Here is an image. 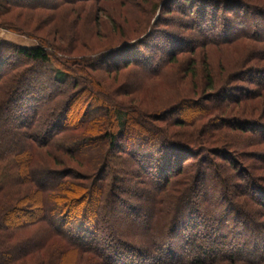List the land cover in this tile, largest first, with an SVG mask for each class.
<instances>
[{
	"label": "trees",
	"instance_id": "trees-1",
	"mask_svg": "<svg viewBox=\"0 0 264 264\" xmlns=\"http://www.w3.org/2000/svg\"><path fill=\"white\" fill-rule=\"evenodd\" d=\"M87 1L0 0V17L15 9H53L62 3ZM115 1L124 6V10L115 8L122 18L110 17L109 26L115 34L96 52L80 29L70 36L66 25H56L55 40L28 33L38 43L12 47L17 59L13 64L0 40V264H63L70 251L81 258L84 253L91 254L93 259L88 264H264V235L259 231L264 224L253 214L225 196L217 200V217L201 212L197 199L206 195L205 181L219 176L212 174L211 165H205L213 163L206 157L197 160L195 169L187 167V159L182 158L190 149L188 139L156 125L159 120L166 121L159 114L166 109L156 108L150 115V108L134 100L129 103L102 97L106 85L91 70L135 69L139 75L133 85H141L146 76L157 75L166 71V64L178 62L175 56L183 46L177 42L184 43L178 38L181 34L175 41L164 34L161 45L148 44L157 32L153 17L167 0H157L153 8L148 0ZM177 2L205 40L216 27L207 8L223 4L232 17L229 21L224 17L222 41L235 36L230 40H243L246 49L254 52L260 49L259 41L264 46V5H251L242 12L243 5L225 0ZM0 26L19 29L5 18H0ZM82 48L90 52L83 54ZM160 49L168 50V54L156 61ZM259 52L250 55L251 59L264 60ZM189 57L183 65L193 68L195 60ZM52 58L59 69L45 72ZM249 69L263 90L264 64L256 62ZM40 73H44L43 80L37 78ZM202 74L205 89L212 90L213 75L206 61ZM44 80L50 90L46 93ZM248 92L245 96L250 98ZM233 95L234 103L241 102L240 93ZM231 96L230 92L218 94L215 100L219 102L213 109L223 107L221 104ZM86 97L98 98L99 111L75 119L79 108L76 101ZM44 106L48 110L45 108L42 117ZM213 109L206 106L201 116L207 118ZM252 122L244 119L240 122L244 124L235 123L233 128L248 131ZM6 123H15L16 129H4ZM259 124L261 135L253 137L255 140L264 137V122ZM237 135L239 139L241 135ZM24 137L26 141L21 142ZM235 143L231 140L230 148ZM146 144L151 149L145 160L140 147ZM224 162L234 164L230 159ZM141 173L146 177L141 178ZM262 178L248 174L243 180L249 193L264 206ZM174 183L181 184V192L165 202L161 195L170 194ZM134 194L144 200L135 199ZM118 209L129 220L127 226L133 227L131 232L115 228L119 222L111 216ZM31 212L35 216L31 221L18 226L10 221L16 213L24 217ZM214 243H219V250Z\"/></svg>",
	"mask_w": 264,
	"mask_h": 264
},
{
	"label": "rangeland",
	"instance_id": "rangeland-1",
	"mask_svg": "<svg viewBox=\"0 0 264 264\" xmlns=\"http://www.w3.org/2000/svg\"><path fill=\"white\" fill-rule=\"evenodd\" d=\"M156 1L157 0H148V2L152 4V8ZM177 1L178 0H167L165 1L166 5L164 8H162V10H157V15L153 17V19L155 18V22L152 19L154 25H157V32L155 31L156 33H153L154 37L152 36V38L149 39L148 44L153 43L161 45V42L164 41L162 38L164 34L168 36V39L171 38V41L172 39L175 41V38L181 34L182 37L180 36L178 38L181 39V41L183 40L184 43L180 41L177 42L180 46H183V49L177 51L178 53H176L175 56L178 62L166 64V71H162L154 76H146L142 80L141 85L137 86L133 85L137 80V75H139L135 69L123 67L121 69L119 68L118 71H112L106 67H102L95 71H91L102 80L104 85H106V89L104 90L106 94L102 95L103 98L106 99L112 96L116 100L129 103L134 100L133 102L139 104L141 107L150 108L149 111L147 110L150 115L155 113L153 111L156 110V108L166 109L164 111L167 112L163 111L159 113L163 118H166V121L163 122L159 120L156 122V125L164 126L167 130L176 132L185 139H188L190 143H188L190 147L189 151L191 152H186L184 154L185 158H182V160L187 159V167L189 166L191 169H195L198 162L197 160L200 157H206L213 162L206 163L205 165H211L212 169L210 171L212 174H216L219 177L207 179L204 185L206 186V195L197 199V204L206 217H208V213L209 216H218L219 208L216 205V203H218L217 200H220L221 196L222 198L225 196L224 199H229L235 205L239 204L242 209L253 214L254 219H256L258 223L264 224V206L262 203L259 204V201L249 193L248 189L244 186L243 180V177H248V174L264 177V137H258V140L253 138L256 135H261L259 133L260 128L257 127H260L259 125L261 124L259 123L264 122V89L258 88L259 85L256 83L257 81H255L258 78H256V74H253L249 69L250 65L256 62L264 64V60L258 59L257 61L251 59V56L259 50V56H264L263 41H259L261 43L258 44L257 47H260V49L255 50V52L253 51L254 49H246L247 47L243 40H230L235 36H230L227 41H222L224 37L221 33V27L225 21L224 17L229 21L231 19L230 17H232V13H230L228 9H225L223 4H220L219 7L217 6L218 8L212 6L207 8L208 15L212 13L211 19L214 20L216 25L213 29V33L208 35V39H210L211 42L207 43L206 41L208 39L205 40L198 34L195 26L191 25V20H189L191 18L187 16L184 8L179 5ZM225 1H228V3L237 2L243 5L241 7L243 10L242 12H245L246 9L249 10L251 5L255 7L264 5V0ZM80 3L81 2H74V4L62 3L53 9L47 7L24 10L15 9L0 17L1 19L5 18L11 21L13 25L19 27V29H10L0 26V40L5 45L3 51L11 55V58H8L9 63L13 64L17 61L15 57L13 58L12 47L15 45L31 46L38 43L37 39L33 38L28 33H36L55 40L57 36L56 25H66L70 36L76 29H80L84 37H87V42L94 48V52L100 50L110 41L112 34H115L109 26L110 17L113 16L120 20L122 16L120 15L118 17L115 8L124 10V6L122 8L121 6L123 4L117 5L118 3L116 1L114 2V0H89L87 2H82L83 4ZM216 4H219V1H217ZM212 8L214 10H212ZM249 14L251 15V13ZM129 16L131 15H128V17ZM228 21H226V23L229 24ZM250 22L251 20L247 23L252 26V22ZM250 31L251 30H249V32ZM172 35L174 36L172 37ZM169 49L172 51L174 47L172 46ZM80 51L83 54L90 52V50L85 48H82ZM167 54L168 50L165 51V49H160L157 53L156 61L165 58ZM189 56L195 60L193 62V68H186V66L183 65L187 63V58ZM204 61L209 64V69L213 75L214 86L212 90L205 89L206 84L203 81L202 74ZM221 63L224 67L223 71L220 65ZM47 65L45 72H55L59 69L53 58ZM238 69L242 71L237 72ZM231 72H233L234 75H229ZM43 76L44 73H40V76L37 75V78L43 80ZM45 83L44 80V93L50 91L49 88L45 86L48 85V83ZM247 91L251 94L250 98L245 96ZM250 91H253V93H250ZM223 92L232 93L230 100L224 102L226 104H221L223 107L213 109V106L217 105L216 103L218 101L217 99L215 100V98H217L218 94ZM234 93H240L241 102H233ZM243 96L246 98H243ZM94 100L95 97H86L82 101L77 100L76 103L79 104V108L76 109L77 116L75 119H78L81 115L83 116L99 111L97 104L98 98ZM142 101L143 103H141ZM46 106L43 107L42 117L44 116L45 108L48 110ZM206 106H209L213 110H210L211 112L207 118H203L201 116V111L203 108L205 109ZM3 117H5V114L2 115V118ZM244 119L253 121V124L249 123L248 125L250 130L241 131V129L233 128L235 123H239V125L244 124H240ZM40 120H42V118H40ZM1 123L2 121H0V125ZM8 124H4L3 128L9 129L10 127H15L16 129L15 123H10V126ZM40 124L41 121L38 122V126ZM237 133L239 137L241 135L239 138L240 141L238 138H235L238 137ZM19 140L22 139L19 138ZM231 140L236 141V146H231L232 149L230 148ZM23 141H26L25 137L21 142ZM140 148H143L142 155L144 159H148L150 156L148 152L151 146L146 144ZM225 159L232 160L234 163L233 166H229L228 162H224ZM145 175L146 174L141 173L140 177L144 178L146 177ZM203 178H205V175L199 177V181L203 182ZM260 182L264 184V179H260ZM171 189L170 194L165 193V195H161L164 197L163 200L165 202L172 199L171 197L174 195L178 197L182 186L181 184L174 183ZM133 196L137 200L138 198L140 201L144 200L142 197H137L136 194ZM24 202L23 200V203L20 205L22 206ZM163 205L166 206L167 203H163ZM20 214L16 213L12 215L10 221L13 226L31 221V219L35 217L32 212L28 214L29 216L24 217ZM123 215L124 214L119 209L112 213L111 217L115 218L116 216V222H119L115 228L131 232V229H133L130 224L131 222L129 223L130 225L127 226L129 220ZM229 222L231 223V221ZM125 227L127 229H125ZM237 229L238 231L240 230V232L242 230L240 225L237 226ZM259 231L264 235V229ZM241 240L242 237H239V241ZM54 243V245H56L59 242ZM214 244L216 248L219 246V243ZM217 250H219V248H217ZM189 251L192 252L193 250ZM75 254L76 252L74 251L68 252L64 257L63 264H88V262L93 259V256L88 252L84 253L85 255L82 257L84 259Z\"/></svg>",
	"mask_w": 264,
	"mask_h": 264
}]
</instances>
